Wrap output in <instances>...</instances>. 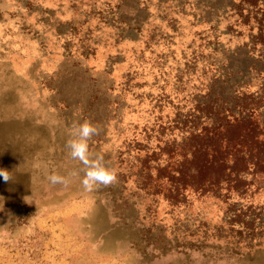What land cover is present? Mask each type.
Instances as JSON below:
<instances>
[{"label":"rangeland","instance_id":"1","mask_svg":"<svg viewBox=\"0 0 264 264\" xmlns=\"http://www.w3.org/2000/svg\"><path fill=\"white\" fill-rule=\"evenodd\" d=\"M234 2L0 0V264H264V231L216 235V206L173 210L129 170L128 141L156 99L172 114L211 58L249 42L253 20L241 24ZM85 119L116 182L50 184L83 167L65 143Z\"/></svg>","mask_w":264,"mask_h":264},{"label":"trees","instance_id":"2","mask_svg":"<svg viewBox=\"0 0 264 264\" xmlns=\"http://www.w3.org/2000/svg\"><path fill=\"white\" fill-rule=\"evenodd\" d=\"M231 8L241 24L253 20L249 42L211 58L199 86L176 95L172 114L156 99L152 119L128 141L129 170L150 200L179 212L195 201L216 206L214 234L253 238L264 231V0Z\"/></svg>","mask_w":264,"mask_h":264},{"label":"clouds","instance_id":"3","mask_svg":"<svg viewBox=\"0 0 264 264\" xmlns=\"http://www.w3.org/2000/svg\"><path fill=\"white\" fill-rule=\"evenodd\" d=\"M66 132L69 137L65 143V147L68 149L67 154L71 160L78 161L83 167L69 172L68 176L53 171L46 177L50 184L67 186L69 177L80 178V183L86 191L114 184L117 180L115 170L106 164L102 155H94L90 151L89 142L93 136L99 133V128L90 120L85 119L83 122H73ZM0 177L5 182L10 180L9 172L6 169H0Z\"/></svg>","mask_w":264,"mask_h":264}]
</instances>
